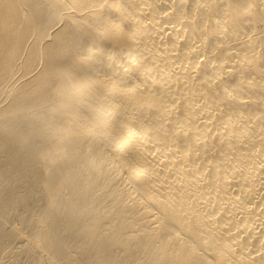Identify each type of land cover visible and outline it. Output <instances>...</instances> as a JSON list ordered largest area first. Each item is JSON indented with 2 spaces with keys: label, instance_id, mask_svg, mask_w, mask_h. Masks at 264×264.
I'll return each mask as SVG.
<instances>
[{
  "label": "bare ground",
  "instance_id": "6f19581e",
  "mask_svg": "<svg viewBox=\"0 0 264 264\" xmlns=\"http://www.w3.org/2000/svg\"><path fill=\"white\" fill-rule=\"evenodd\" d=\"M0 264H264V0H0Z\"/></svg>",
  "mask_w": 264,
  "mask_h": 264
}]
</instances>
